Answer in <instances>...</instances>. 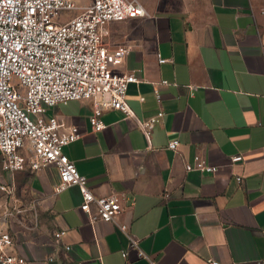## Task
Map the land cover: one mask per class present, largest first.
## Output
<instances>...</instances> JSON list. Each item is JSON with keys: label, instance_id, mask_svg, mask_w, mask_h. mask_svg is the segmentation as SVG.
<instances>
[{"label": "crops", "instance_id": "1", "mask_svg": "<svg viewBox=\"0 0 264 264\" xmlns=\"http://www.w3.org/2000/svg\"><path fill=\"white\" fill-rule=\"evenodd\" d=\"M137 1L147 14L110 23L104 37L131 48L112 69L136 73L128 89L135 115L105 110L96 132L89 100L49 110L79 129L65 153L93 193L124 195L117 221L92 222L78 185L56 192L54 165L5 171L0 151V224L12 252L28 264H264V0ZM160 110L147 138L141 121ZM196 156L218 171L187 170Z\"/></svg>", "mask_w": 264, "mask_h": 264}, {"label": "built area", "instance_id": "2", "mask_svg": "<svg viewBox=\"0 0 264 264\" xmlns=\"http://www.w3.org/2000/svg\"><path fill=\"white\" fill-rule=\"evenodd\" d=\"M64 11L76 14L63 19ZM146 14L145 7L137 0H93L86 6L74 0H0L3 169L36 171L54 165L60 177L56 192L78 185L83 196L80 209L92 222H116L125 197L118 193L107 196L93 193L87 177L65 153L66 146L80 139L79 129L75 126L65 128L57 117L49 115V110L59 104L89 100L93 107L89 122L96 132L106 127L105 110L115 109L134 116L128 102V89L139 79L134 72L122 74L112 69L126 59L131 48L123 45L112 48L104 42V37L110 23ZM159 61L167 59L159 58ZM161 84L169 82L163 80ZM154 92L160 102L158 85ZM163 115L164 111L160 110L157 115L141 121L147 138H151ZM178 145V140H172L168 147L176 150ZM194 160V163H187V170L218 171L217 166L200 156ZM242 160L241 154L232 157V162ZM119 227L139 256L148 259L140 248L139 239L129 233L126 225ZM66 233L64 229L55 231L56 242L62 241ZM13 245L12 235L0 224V264H28L25 257L12 252ZM122 254L127 256L126 251Z\"/></svg>", "mask_w": 264, "mask_h": 264}, {"label": "rangeland", "instance_id": "3", "mask_svg": "<svg viewBox=\"0 0 264 264\" xmlns=\"http://www.w3.org/2000/svg\"><path fill=\"white\" fill-rule=\"evenodd\" d=\"M71 15H72V13H70V12H68V11H64V12H63V19L68 18V17L71 16Z\"/></svg>", "mask_w": 264, "mask_h": 264}]
</instances>
